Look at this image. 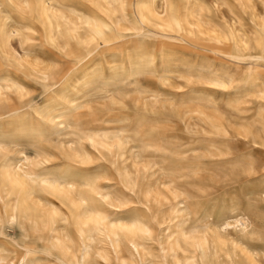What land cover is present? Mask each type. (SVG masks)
<instances>
[{
  "label": "bare ground",
  "instance_id": "obj_1",
  "mask_svg": "<svg viewBox=\"0 0 264 264\" xmlns=\"http://www.w3.org/2000/svg\"><path fill=\"white\" fill-rule=\"evenodd\" d=\"M211 1L0 0V264H264L226 188L263 198L264 159L212 165L264 154V15ZM187 116V142L147 122Z\"/></svg>",
  "mask_w": 264,
  "mask_h": 264
},
{
  "label": "rangeland",
  "instance_id": "obj_2",
  "mask_svg": "<svg viewBox=\"0 0 264 264\" xmlns=\"http://www.w3.org/2000/svg\"><path fill=\"white\" fill-rule=\"evenodd\" d=\"M207 2H208V4H210V5H212V4H214V2H212L211 0H206ZM264 1L263 0H255L254 1V8L256 9V12L261 16V15H264V3H263ZM219 8H220V10L225 14V16L227 17V18H230L231 17V15H230V13H229V11H228V7L226 6V5H220L219 6ZM39 30V31H38ZM38 40H40V41H38ZM42 43V44H41ZM27 44L29 45V47L30 48H32L34 51H35V53H37V54H39L40 53V55H43V56H45V57H50V58H52V57H56V51L53 49V48H50V47H48V46H46L44 43H43V39H42V36H41V32H40V29H39V27H36V33L34 34V35H31L30 36V39L28 40V42H27ZM42 45V46H41ZM39 47V48H38ZM44 47L45 49H43V50H45V51H43L42 50V48ZM39 50H41L42 52H39ZM19 52L20 53H22V51L19 49ZM43 53V54H42ZM51 54V55H50ZM191 55V57H187V56H190ZM185 57L186 58H188V59H191V58H193V57H195V53H188V54H186L185 55ZM232 68H234V66H231ZM261 69H263V68H261ZM264 70V69H263ZM238 72H240V69H238ZM149 80V81H148ZM144 83H147V84H151L152 83V81L150 80V79H146V80H144L143 81ZM152 85V84H151ZM29 86L31 87L30 89H31V95L32 96H34L35 98H37V99H40V98H42L43 97V94H42V92H43V90H42V88H41V86H39L38 84H32V82H30V84H29ZM33 91V92H32ZM212 94V96L213 97H215V98H219V99H222L223 98V96L225 97L226 96V94L225 93H215V92H213V93H211ZM216 94V95H215ZM224 94V95H223ZM223 95V96H222ZM222 96V97H221ZM261 102V103H260ZM260 103V104H259ZM258 104H259V109H262L261 110V112L262 113H264V101L263 100H254V101H252V102H250L248 105H246V107L247 106H249V107H247L248 109L246 110L245 109V112H246V115L247 116H251V115H255V113L256 112H258L259 110L258 109H255V108H258ZM253 107H252V106ZM254 108V109H253ZM223 109V108H222ZM250 109H253V110H250ZM258 110V111H257ZM253 112V114L251 113V112ZM194 121V120H196L195 118L194 119H192V118H189L188 116L187 117H184L183 118V120H181V119H179V118H176V117H169L167 120H163V119H161V120H159V121H157V122H155V121H153V120H151V121H147L148 123H151V124H155V125H159L161 128H163L164 129V131H165V138H164V140H177V141H180V142H187V141H189V139L191 140L192 138H194L193 136H192V138L189 136V134H188V132L186 131V129H185V126H184V122H192V121ZM175 121V122H174ZM178 122L180 123V125L178 124ZM170 131V132H169ZM184 131H186V132H184ZM169 132V133H168ZM173 134H172V133ZM180 132H182V133H180ZM168 135H173L172 137L171 136H168ZM176 135V136H175ZM187 137H186V136ZM178 138V139H177ZM181 139V140H180ZM193 140V139H192ZM231 142V143H230ZM233 142V143H232ZM245 145H244V144ZM218 144L220 145V146H228L229 147V149H231L230 150V152H232V153H230L227 157H225V159L224 160H220L219 162H216V163H214V164H212L213 165V167L214 168H222L223 170H228V168H229V166L230 165H233L234 163H236L238 160H239V158L241 159V155H242V158H244V156L245 155H249L250 156V158L251 157H253V159L255 160V163H256V165H258L260 162H261V160L262 159H264V154L262 155V154H260V153H258L257 151H255L254 149H251V147L246 143V142H242V140L240 141V140H235V141H229V142H222L221 143V141L220 142H218ZM229 144H230V146H229ZM241 144V145H240ZM208 145V143L207 142H201L200 144H199V146H201V147H206ZM248 145V146H247ZM238 148V149H237ZM239 148H241V149H239ZM251 150H250V149ZM247 150V151H246ZM252 150H253V152H252ZM238 153H237V152ZM246 151V152H245ZM248 151H250V153H251V155H250V153H248ZM255 151V152H254ZM241 152H242V154H241ZM240 153V154H239ZM247 155V157H249ZM237 156H239V157H237ZM230 159V160H229ZM235 161V162H234ZM228 162H230V163H228ZM227 163V164H226ZM224 167H223V166ZM222 166V167H221ZM227 168V169H226ZM259 174H261V175H259ZM257 176V178L258 179H260V178H262L263 176H264V172H260ZM142 175H143V173L141 172V177H142ZM112 178H113V182H115L116 183V181H117V176H116V174H113V176H112ZM256 182V181H255ZM245 185V184H244ZM235 186V187H234ZM246 186H247V188H246ZM231 187V188H230ZM239 187V188H238ZM242 187H244V188H242ZM242 187H240V184H234V185H227V189H228V191H230V189H231V193L233 194H231L232 196H234V195H237V197L236 196H234L235 197V199L237 200V201H239V204L241 205V206H245V208H248V210H250L251 211V213L253 214V217L255 216V215H258V216H255L254 217V219H255V226H256V228L257 229H259V232H260V238L258 239V240H256L255 241V243L258 245V246H260V245H264V219H263V215H264V197L262 198V196H260L259 194L258 195H254V194H252L253 196H249V195H251V194H249L248 193V187H249V185H245V186H243L242 185ZM240 188H242V189H244V190H241ZM239 189V190H238ZM241 190V191H240ZM237 191V192H236ZM243 194H242V193ZM236 193V194H235ZM216 197L218 196V194H216L215 195ZM259 197V198H261V199H256V197ZM257 197V198H258ZM254 200V203L253 202H251V201H253ZM255 200H256V202H255ZM243 201V202H242ZM247 201H249V202H247ZM258 202V203H257ZM245 204V205H244ZM247 205V206H246ZM258 207H257V206ZM255 207V208H254ZM253 208V209H252ZM258 208H259V210H258ZM257 210V211H256ZM256 212V213H255ZM258 213V214H257ZM260 215V216H259ZM258 217H260V218H258ZM261 222L263 223V224H261ZM259 223V224H258ZM257 224H258V226H260V227H258L257 226ZM262 225V226H261ZM262 227V228H261ZM8 231H9V233H11V234H13L14 233V231H13V229L12 228H8L7 229ZM15 236L17 237V238H21L22 237V233L21 232H16V234H15Z\"/></svg>",
  "mask_w": 264,
  "mask_h": 264
}]
</instances>
